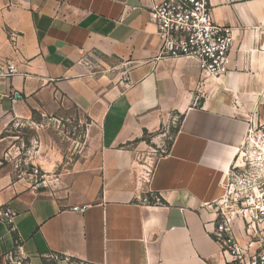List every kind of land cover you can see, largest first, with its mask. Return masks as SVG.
<instances>
[{
	"label": "crops",
	"instance_id": "0c3cea01",
	"mask_svg": "<svg viewBox=\"0 0 264 264\" xmlns=\"http://www.w3.org/2000/svg\"><path fill=\"white\" fill-rule=\"evenodd\" d=\"M155 1L0 0V264L16 246L27 264H230L214 206L264 107V0H210L233 33L221 78L161 53ZM66 103L90 120L86 154L60 189L33 188L5 132Z\"/></svg>",
	"mask_w": 264,
	"mask_h": 264
},
{
	"label": "built area",
	"instance_id": "2783aa9c",
	"mask_svg": "<svg viewBox=\"0 0 264 264\" xmlns=\"http://www.w3.org/2000/svg\"><path fill=\"white\" fill-rule=\"evenodd\" d=\"M149 13L157 27L162 54L196 60L207 77L221 78L229 72L233 33L214 21L210 0H159L153 2ZM260 30L264 34V23ZM1 74H17L15 64L7 62ZM262 145L264 151V141ZM247 161L250 171L244 168V159L241 164L237 159L232 164L226 193L214 206V238L230 264H264V166ZM29 175L33 188L46 187L47 175L40 166L33 165ZM16 216L11 207L2 211L3 220L13 230ZM6 258L8 264H27L20 246L9 251Z\"/></svg>",
	"mask_w": 264,
	"mask_h": 264
},
{
	"label": "rangeland",
	"instance_id": "374dc122",
	"mask_svg": "<svg viewBox=\"0 0 264 264\" xmlns=\"http://www.w3.org/2000/svg\"><path fill=\"white\" fill-rule=\"evenodd\" d=\"M89 121L71 103L45 113L35 110L30 118L15 120L7 128V158L15 165L17 174H29L33 165L40 166L47 175L46 187L60 189L61 174L73 169V165L86 154ZM249 129L251 133L236 158L240 164L244 159L247 163L244 168L248 171L251 166L247 158L258 164V167L264 166V107L252 117ZM172 130L171 127L164 135L159 134L157 153L167 149Z\"/></svg>",
	"mask_w": 264,
	"mask_h": 264
}]
</instances>
